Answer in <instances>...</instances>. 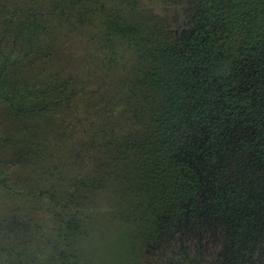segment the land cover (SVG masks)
Segmentation results:
<instances>
[{
    "label": "trees",
    "instance_id": "obj_1",
    "mask_svg": "<svg viewBox=\"0 0 264 264\" xmlns=\"http://www.w3.org/2000/svg\"><path fill=\"white\" fill-rule=\"evenodd\" d=\"M132 250L264 264V0H0V264Z\"/></svg>",
    "mask_w": 264,
    "mask_h": 264
},
{
    "label": "rangeland",
    "instance_id": "obj_2",
    "mask_svg": "<svg viewBox=\"0 0 264 264\" xmlns=\"http://www.w3.org/2000/svg\"><path fill=\"white\" fill-rule=\"evenodd\" d=\"M130 254H131V261H129V259L128 260L126 259V260H124V264H136L135 263L136 262L135 259L137 258L136 257V255H137L136 251L132 250ZM123 256H124V258H127V255L125 252H123ZM141 257H143V255H141Z\"/></svg>",
    "mask_w": 264,
    "mask_h": 264
}]
</instances>
